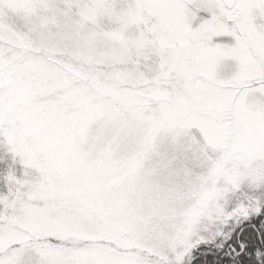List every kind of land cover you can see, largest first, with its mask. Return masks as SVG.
<instances>
[{"label": "snow or ice", "instance_id": "obj_1", "mask_svg": "<svg viewBox=\"0 0 264 264\" xmlns=\"http://www.w3.org/2000/svg\"><path fill=\"white\" fill-rule=\"evenodd\" d=\"M0 264H264V0H0Z\"/></svg>", "mask_w": 264, "mask_h": 264}]
</instances>
